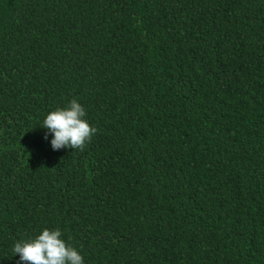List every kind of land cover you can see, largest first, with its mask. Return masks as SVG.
Wrapping results in <instances>:
<instances>
[{
	"label": "trees",
	"instance_id": "trees-1",
	"mask_svg": "<svg viewBox=\"0 0 264 264\" xmlns=\"http://www.w3.org/2000/svg\"><path fill=\"white\" fill-rule=\"evenodd\" d=\"M73 98L97 131L54 150ZM45 228L83 264H264V0H0V264Z\"/></svg>",
	"mask_w": 264,
	"mask_h": 264
},
{
	"label": "clouds",
	"instance_id": "clouds-1",
	"mask_svg": "<svg viewBox=\"0 0 264 264\" xmlns=\"http://www.w3.org/2000/svg\"><path fill=\"white\" fill-rule=\"evenodd\" d=\"M85 115V109L75 98L66 108L47 114L41 127L53 134L51 146L54 150L62 147L83 150L97 131L83 119ZM13 251L27 264H83L78 250L61 239L59 229L45 228L35 238L16 242Z\"/></svg>",
	"mask_w": 264,
	"mask_h": 264
}]
</instances>
